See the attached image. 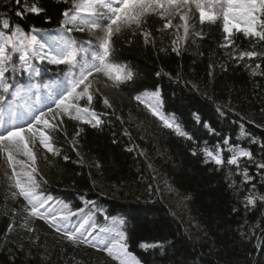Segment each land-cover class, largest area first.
<instances>
[{"label": "trees", "instance_id": "16d2710c", "mask_svg": "<svg viewBox=\"0 0 264 264\" xmlns=\"http://www.w3.org/2000/svg\"><path fill=\"white\" fill-rule=\"evenodd\" d=\"M39 4L46 9L45 13L39 16L29 13L21 18L15 15V0H10V7L7 0H0V13L7 14L0 16V20L8 18L13 27L19 24L25 32L38 29L37 39L50 41L60 30L62 11L70 5L63 0L60 3L39 0ZM162 24L159 17L151 18L155 48L146 47L139 34L128 44L127 39L132 35L128 30L113 38L116 49L113 62L127 65L135 73V81L121 85L108 98L112 108L105 107L104 98L93 96L92 107L102 120L99 128L64 117L68 136L65 138L61 133L54 142L61 155L53 156L38 143L42 151L40 177L47 181H40V191L52 198L50 207L54 212L59 213L64 204L72 211L84 208L83 219L73 218L70 226L83 223L87 229L84 234L94 233L90 239L97 245L104 242L100 228H119L125 232L129 250L142 264H264V217L261 216L264 203L257 201V208L251 211L244 207V197L253 184L255 192L264 195V178L258 174L264 170L256 167L264 162V75L253 76L251 68L245 65L254 67L261 63L264 71V62L245 58L237 63L230 58L231 49L220 47L225 43L222 18L216 24L201 25L197 10L196 26L198 32L202 30L203 39L194 36L192 41L180 45L179 56L171 51V41L176 37L174 29L167 30L166 36L155 31ZM68 27L74 30L65 35L85 41L79 35L81 31L75 30L77 25ZM233 40L236 55L252 50L253 45L256 51L264 52V45L254 38H245L242 33L234 32ZM160 48L166 51L161 52ZM17 64L16 72L6 74L14 85L55 86V82L65 81L64 73L68 71L66 65L35 59L33 65L39 69V75H35L22 73L18 60ZM209 64L214 65L212 77L208 75ZM161 69L163 73H171L172 78L163 73L157 76ZM177 72L180 80L175 79ZM157 87L162 101L158 110L166 118L174 119L192 139L164 127L144 104L134 99ZM54 90L60 88L55 86ZM142 99L154 106L157 103L151 96ZM24 101L33 109L46 110L52 105L42 88L39 96L30 93L24 100L13 101L11 106L0 104L3 110L0 120L27 119L21 106ZM80 103L86 105V98ZM218 108L222 111H217ZM78 128L83 129L76 145L85 157L83 166L76 163L79 157L69 143ZM234 147L251 151L253 160L240 157L238 165H228ZM205 148L214 153L219 151L224 163L216 165L210 160L205 163ZM194 151L196 155L192 154ZM64 155L70 159L65 161ZM97 160L101 164L99 169L95 167ZM245 168L253 178L248 183H244ZM162 184L187 199V218L172 211ZM233 208L238 211L233 212ZM13 209L16 216L12 215ZM27 216L24 209L19 210L9 187L1 185L0 264H75V259L83 264L106 260L116 264L97 248L73 245L60 234L42 233L36 225L27 222ZM9 223L15 227L4 243L3 234ZM257 223L261 225L259 228L250 227ZM24 225L35 232L28 233ZM242 232L246 234L243 237ZM32 240L36 243L32 244ZM141 241H159L165 247L144 250L139 247ZM29 250L30 257L25 255Z\"/></svg>", "mask_w": 264, "mask_h": 264}, {"label": "snow or ice", "instance_id": "6c2138e0", "mask_svg": "<svg viewBox=\"0 0 264 264\" xmlns=\"http://www.w3.org/2000/svg\"><path fill=\"white\" fill-rule=\"evenodd\" d=\"M60 2L61 0H57V3ZM63 3L70 6L62 11L63 19L60 21V30L50 41L37 39L35 33L40 31L38 29L33 28L31 32H25L19 24L13 27L8 18L0 20V104L7 103L11 106L13 101L18 98L24 100V97L30 93L39 96L42 88L52 100V105L47 106L46 110L33 109L27 101H24L21 106L25 108L23 115L27 119L23 124L4 126L3 122H0V127H3V131H0V154H5L7 157V162L12 169L11 176L8 178L14 180V186L18 190L13 195L22 197L26 202L24 210L28 216L43 220L73 245L82 244L104 251L116 264H142V261L129 250L127 235L119 228H100L99 232L104 234V242L97 245L94 240L90 239L94 233H89L87 236L84 234L87 229L83 223L78 227L70 226L73 218L80 216L83 219L84 208L72 211L67 204H64L59 213L51 209L50 201L52 198L40 191V181L44 183L47 181L43 180V177L37 179L36 156L30 145H34L38 141L39 145L53 156L61 155L59 149L54 146V142L61 133L65 138L68 136L64 127V117L78 120L80 123L88 124L93 128L101 126L102 120L92 107L94 92H99L98 87L93 90L94 82L100 77H106L108 81L112 82V87L119 88L121 85L135 81V73L127 65L113 62L116 58L115 40L113 38L128 30L132 34L127 39L128 44H131L133 38L139 34L143 37V43L146 47L151 45L155 48L156 37L150 30L152 17H159V20L163 21L162 27L157 28L156 32L166 36L167 30L176 29V37L171 41V51L177 56L181 54V41H187L189 36L203 39L202 30L195 31L189 23L192 7L195 6L199 11L201 25L205 23L216 24L222 18L225 43L221 44L220 47L231 49L229 55L233 61L239 63L247 58L249 61L258 59L264 62V52L256 51V45H253L252 50H243L236 55L233 40V33L236 32L242 33L245 38H254L258 44L264 45V0H63ZM15 4L17 5L15 15L21 18L29 13L39 16L46 11L39 4V0H15ZM7 6L10 7V0H7ZM6 15V13H0V16L6 17ZM177 18L181 23H174ZM47 19L50 18L46 17ZM70 24L77 25L75 30L81 32L87 29L89 38L79 42L73 40L70 35H65V33H71L74 30L72 27H68ZM180 28L183 29V36L179 35ZM159 51L164 52L166 49L160 48ZM200 54L203 55V53ZM35 59L68 66V71L64 73L66 83L65 81L55 82V86L60 88L59 91H55V86L50 84L14 85L9 82L6 74L18 70L17 60L19 61V71L39 75V69L33 65ZM245 66L251 68L253 76L264 75V71L261 70V63H256L254 67L250 64ZM213 67L214 65L209 64V77L213 76ZM162 73L163 69L156 75L160 76ZM163 74L172 78L171 73ZM175 79L180 80L179 72L176 73ZM9 96L11 100H9ZM145 96L154 97L157 101L155 106L146 103L142 99ZM85 98L87 104L82 105L80 101ZM134 99L144 104L154 117L163 122L164 127L173 129L178 135L185 136L187 139H192L191 136L182 131L174 119L166 118L158 110L162 105L159 87L151 92L145 90L136 95ZM103 103L106 108L113 107L107 97H104ZM2 111L0 109V112ZM217 111L222 110L218 108ZM197 119L199 118L197 117ZM205 126L207 127V124ZM82 131L83 129L78 128L69 143L72 145V151H75L79 157L76 163L83 166L85 157L76 148L79 143L78 137ZM227 143L228 141L225 140V144ZM262 150H264V145H262ZM19 153L31 161V165L28 166L30 171L21 173L16 170L17 164L24 165V162L15 159V155ZM203 153L205 163H208L209 160L216 165L224 163L219 151L214 153L205 148ZM141 154L143 155V153ZM192 154L196 155L197 153L194 151ZM240 157L253 160L251 151L234 147L232 155L227 159V164L238 165ZM63 158L65 161L70 159L68 155H64ZM95 167L101 168L98 160L95 162ZM256 167L258 170H264V162L257 163ZM258 174L264 178V172L258 171ZM21 175L27 177L26 181H21ZM243 176L244 183L253 179L248 174L247 168L244 169ZM255 187L253 184L249 193L244 197V207L247 211L257 208V201L264 203V195L257 194ZM88 203L94 205L92 201ZM90 211L89 209V213ZM236 211L238 209L233 208V212ZM12 215H17L15 209L12 210ZM261 216L264 217V211H262ZM245 225H247V221H245ZM245 225H241V227L243 228ZM260 226V223H257L250 227L259 228ZM14 227L13 223H9L3 234L4 243L8 242L9 233L14 230ZM24 227L28 233L35 232L32 227H27V225ZM90 227H94V225H90ZM241 235L243 237L246 234L242 232ZM31 243L35 244L36 241L32 240ZM139 247L147 250L157 247L164 248L165 245L159 241L155 243L141 241ZM20 250L24 251L23 245L20 246ZM25 255L30 257L31 251L29 250Z\"/></svg>", "mask_w": 264, "mask_h": 264}, {"label": "rangeland", "instance_id": "374dc122", "mask_svg": "<svg viewBox=\"0 0 264 264\" xmlns=\"http://www.w3.org/2000/svg\"><path fill=\"white\" fill-rule=\"evenodd\" d=\"M174 23L179 24L181 23L178 18L174 21ZM190 25H192V27L195 29V31H198L197 29V9L195 8V6L192 7V11H191V19L189 21ZM175 33H176V29H174ZM191 31V29H190ZM80 37L84 38L85 40H87L89 38V33L87 31V29H85V31L83 32H79ZM179 35L183 36V29L180 28L179 29ZM195 37L194 36H189V38L187 39V41H181L180 45L192 41ZM112 82L108 81L106 77H100L97 81L94 82L93 84V90L95 88H99V92H94V95L100 98H110L111 95H114V93L116 92L117 88L112 87L111 86ZM107 85V86H106ZM81 101H84V99H82ZM26 119H16V120H6V121H1L3 122L4 126H8L11 124H23L25 123ZM252 120H255L254 118H252ZM0 131H3V127H0ZM30 147L32 148V151L35 153L36 156V160H35V167L38 170V175L37 178L40 177V171H41V166H42V151L38 145V142H36L34 145H30ZM15 159L18 161H22L24 162V165H20L17 164L16 165V170L18 172L24 173L27 171H30V167H28L29 165H31V161L28 159V157L24 156L22 153L16 154L15 155ZM11 172L12 169L9 166L8 162H7V157L5 154H0V186L1 185H6L9 187V191L11 192V195L13 197V199L17 202L18 208L20 211H22L25 206L26 203L25 201L19 197L18 195H13V193H17L18 190L15 188L14 186V180H10L8 177L11 176ZM21 181H26L27 177L24 175L20 176ZM164 188L165 191V197L167 198V203L170 204L172 211H174L177 215H179L180 217L183 216L185 214V218H187V199L181 195H179L178 193H176V191L166 185V184H162L161 185ZM27 222L30 225H36L39 230L42 233H55V234H59L57 232H55L48 224H46L43 220H39L36 219L34 217H30L27 216ZM95 264H109V261L106 260L104 262H94ZM75 264H83L81 261H79V259H75Z\"/></svg>", "mask_w": 264, "mask_h": 264}]
</instances>
